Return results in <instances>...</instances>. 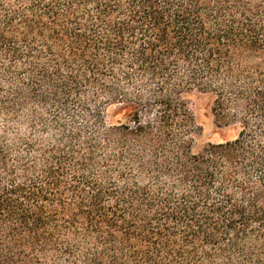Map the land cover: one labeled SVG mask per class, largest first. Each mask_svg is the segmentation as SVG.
<instances>
[{
    "label": "trees",
    "instance_id": "1",
    "mask_svg": "<svg viewBox=\"0 0 264 264\" xmlns=\"http://www.w3.org/2000/svg\"><path fill=\"white\" fill-rule=\"evenodd\" d=\"M0 264H264V0H0Z\"/></svg>",
    "mask_w": 264,
    "mask_h": 264
},
{
    "label": "rangeland",
    "instance_id": "2",
    "mask_svg": "<svg viewBox=\"0 0 264 264\" xmlns=\"http://www.w3.org/2000/svg\"><path fill=\"white\" fill-rule=\"evenodd\" d=\"M190 101L195 110L198 124L202 127L197 140V149L202 148L209 142H219L230 137L225 134L215 120L212 111V99L206 94H193Z\"/></svg>",
    "mask_w": 264,
    "mask_h": 264
}]
</instances>
